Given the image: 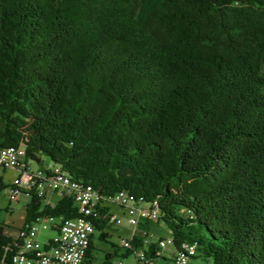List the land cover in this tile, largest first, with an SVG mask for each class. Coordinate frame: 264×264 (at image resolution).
<instances>
[{
  "label": "trees",
  "instance_id": "obj_1",
  "mask_svg": "<svg viewBox=\"0 0 264 264\" xmlns=\"http://www.w3.org/2000/svg\"><path fill=\"white\" fill-rule=\"evenodd\" d=\"M4 148L91 187L102 240L123 196L156 207L173 261L189 244L264 264V0H0ZM30 195L25 224L81 216L73 196ZM145 238L122 257L159 258L167 239ZM21 244L0 223V260Z\"/></svg>",
  "mask_w": 264,
  "mask_h": 264
},
{
  "label": "built area",
  "instance_id": "obj_2",
  "mask_svg": "<svg viewBox=\"0 0 264 264\" xmlns=\"http://www.w3.org/2000/svg\"><path fill=\"white\" fill-rule=\"evenodd\" d=\"M0 167L4 171L16 170L19 174L18 180L10 186L11 201H17L24 194L30 197V193L34 191L39 198L44 199L46 204L54 206L55 204L47 200L48 192L53 191L59 193L61 197L73 196L81 215L79 218L66 221L63 218H40L35 224H24L19 232L18 239L22 244L18 247V251L9 259L4 257L3 260H0V264H87L86 258H88L90 244L93 242L96 232L91 217L96 212L99 202V197L94 190L91 187L77 189L75 185L68 183L66 176L61 173L59 168L47 167L46 170L51 171L54 175L51 180H47V175L35 171L26 163L25 149L22 148L1 149ZM115 203L124 207L126 221L135 230L145 221L155 223L158 219L156 207L139 206L131 202L130 199L115 201ZM43 220H48L54 236L49 242L40 243L35 240L38 230L34 227ZM112 220L118 226L124 224L123 218L113 217ZM135 230L133 234H135ZM145 239V243L149 244V238ZM164 244L165 242H161L160 247ZM120 245L124 249H128L131 241L121 239ZM182 248L183 253L177 254L172 264H191V256H195L197 253L194 246L186 244ZM139 257L144 262L147 260L144 252L139 253ZM118 264L123 263L119 261Z\"/></svg>",
  "mask_w": 264,
  "mask_h": 264
},
{
  "label": "rangeland",
  "instance_id": "obj_3",
  "mask_svg": "<svg viewBox=\"0 0 264 264\" xmlns=\"http://www.w3.org/2000/svg\"><path fill=\"white\" fill-rule=\"evenodd\" d=\"M45 162L49 161L48 157H43ZM40 167L38 164H32V169H37ZM9 173L4 171L2 167H0V223L4 225L5 232L7 235L11 237L18 236V227L23 223V216H24V209L23 203L21 200V196L18 198L17 201H11V185L15 184V181L18 180L19 174L14 181L10 185L9 183ZM58 195V194H57ZM61 196L58 195L55 197V201L58 200ZM19 203V204H18ZM108 207L111 209L112 215H123L125 214L123 208L115 203H107ZM162 231H159L156 234V237H151L150 240L152 242H158L159 237L163 236L166 237L167 240L165 244L159 250V258L152 261L149 260V264H171L169 262V258L171 257V253L174 251L173 244L171 238L169 237V230L168 227L162 224ZM50 223L48 220H43L35 225V229L38 230L37 237L35 240L39 241L40 243L48 242L50 238L54 236V233L50 229ZM133 230V229H132ZM132 230L129 228H125L123 226L112 225L111 228L106 229V231L110 234V238L108 240H102L100 238L101 233L95 232V237L93 240L94 250H93V257L96 264H101L102 262L108 259V256H113V259L110 260L111 264H118L119 261H122L123 264H143L138 263V258L136 254H132L123 258L122 255L125 253L122 248L119 247L121 244L122 239H130L132 236ZM115 245V247L113 246ZM148 246H144L142 249L138 250V253L147 252L148 253ZM117 252V255L115 253ZM191 264H212V260L203 258V257H196L190 262Z\"/></svg>",
  "mask_w": 264,
  "mask_h": 264
},
{
  "label": "crops",
  "instance_id": "obj_4",
  "mask_svg": "<svg viewBox=\"0 0 264 264\" xmlns=\"http://www.w3.org/2000/svg\"><path fill=\"white\" fill-rule=\"evenodd\" d=\"M7 173H9V183H8V185H10L11 183H12V181H14L15 179H16V177L18 176V172L16 171V170H8V171H6ZM60 195L59 193H56V192H53V191H49L48 192V197H47V200L48 201H51V203L52 204H56L58 201H59V199L60 198H58V200L57 201H55V197L56 196H58V195ZM21 200L19 201V203L22 201V205H23V209H24V216H23V223H22V225L21 226H19L18 227V236H16V237H13L14 239H18L19 238V232H20V230H21V228H22V226H24V224H25V211H26V206H27V204L30 202V198L31 197H29L28 195H26V194H24V195H22L21 197ZM18 203V204H19ZM125 212V211H124ZM112 213V212H111ZM113 214V213H112ZM125 214H126V212H125ZM125 214H123V215H114V217H118V218H123V220H124V224L123 225H120V226H123V227H125V228H129L130 230H132V234H133V232H134V230H135V228H131L129 225H128V223H127V221H126V215ZM118 226V225H117ZM162 225L161 224H157V223H153V222H149V223H147V222H143V223H141V225L135 230V233L138 235V237H140V238H142V237H147V238H149V240H150V238L151 237H156V234H158V232L159 231H162ZM107 232V231H106ZM108 233V232H107ZM169 234V237H170V233H168ZM108 235L110 236V234L108 233ZM95 237V236H94ZM132 237V236H131ZM52 238H50L49 240H48V242L51 240ZM163 239H167L166 237H163V236H161V237H159V241L160 240H163ZM94 240V239H93ZM151 242H152V240H150ZM158 241V242H159ZM158 242H152V244H156V243H158ZM166 242V241H165ZM45 243V242H44ZM161 248V247H160ZM123 256V255H122ZM158 256H159V253H158ZM170 260H169V262L172 264V261H173V252L171 253V257L169 258ZM94 262V264H96L95 263V261H93ZM101 264H111V262H110V260L109 261H104V262H102Z\"/></svg>",
  "mask_w": 264,
  "mask_h": 264
},
{
  "label": "bare ground",
  "instance_id": "obj_5",
  "mask_svg": "<svg viewBox=\"0 0 264 264\" xmlns=\"http://www.w3.org/2000/svg\"><path fill=\"white\" fill-rule=\"evenodd\" d=\"M64 176H65V175H64ZM66 178H67V177H66ZM67 181H68V183H71L69 178H67ZM119 200H124V197H123V196H118L117 198L114 199V201H119ZM124 201H126V200H124ZM156 213L158 214L157 211H156Z\"/></svg>",
  "mask_w": 264,
  "mask_h": 264
}]
</instances>
